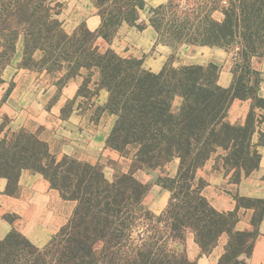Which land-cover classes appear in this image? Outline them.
Here are the masks:
<instances>
[{
  "label": "rangeland",
  "instance_id": "rangeland-1",
  "mask_svg": "<svg viewBox=\"0 0 264 264\" xmlns=\"http://www.w3.org/2000/svg\"><path fill=\"white\" fill-rule=\"evenodd\" d=\"M88 1L101 18L96 31L70 22L86 1L0 0V177L14 185L25 170L40 174L66 217L41 249L13 231L8 244L0 241V264H196L188 240L209 256L225 234L219 264H247L252 238L230 235L236 217H219L203 194L211 174L236 186L258 164L264 0ZM215 35L226 42L183 39ZM197 66L204 69L182 70ZM207 81L229 88L225 108L201 103ZM74 83L79 89L67 101ZM240 101L252 105L244 125L231 117ZM107 122L113 126L96 161L60 152L77 133L90 141ZM174 137L180 149L168 144ZM152 204L164 211L155 215ZM240 205L264 212L258 201Z\"/></svg>",
  "mask_w": 264,
  "mask_h": 264
},
{
  "label": "crops",
  "instance_id": "crops-1",
  "mask_svg": "<svg viewBox=\"0 0 264 264\" xmlns=\"http://www.w3.org/2000/svg\"><path fill=\"white\" fill-rule=\"evenodd\" d=\"M82 1L87 2L86 7L82 6V11L76 12L70 22L71 24L84 22L90 30L96 31L100 26L101 18L88 0H81V3ZM153 1L159 4L162 0ZM64 3L67 2L64 1ZM222 78H224L225 84L220 82V85L226 87L231 84L232 78L229 73L225 72ZM78 87L79 83H74L64 90L71 95L66 98L67 101L75 98ZM258 97L264 100V82L259 88ZM237 103L233 107L231 117L234 122L239 121L244 125L248 121L252 105L242 101ZM112 126V122H107L105 128L103 127L90 135V141L85 138L89 136L87 133H77L73 139L75 142H71L70 145H62L60 152L66 153V150H69V154L77 153L79 158L86 162L96 161L103 151L105 140ZM255 126L253 142L260 155L259 167L251 175L244 176L236 186L230 184L227 178L220 173L211 174L203 196L216 213L236 217L237 222L232 229L234 233L247 234L252 238L250 243L252 252L243 260L247 264H264V212L259 215L256 209L244 208L240 205V200L264 203V107L256 108ZM63 133L73 136L72 132ZM178 166V162H174L168 168L167 172L171 179L176 177ZM64 207L65 203L60 195L40 174L25 170L14 185L11 179L1 176L0 241L5 240L13 231H18L34 247L40 249L46 247L66 221L63 211H59ZM152 209L157 216L164 211V209L157 210V206L154 204H152ZM258 217L260 222L257 224L255 222ZM229 242V235H223L209 256H204L191 239L188 240L185 247L188 249V257L192 262L219 264L227 251ZM185 247L183 248L186 249Z\"/></svg>",
  "mask_w": 264,
  "mask_h": 264
},
{
  "label": "trees",
  "instance_id": "trees-1",
  "mask_svg": "<svg viewBox=\"0 0 264 264\" xmlns=\"http://www.w3.org/2000/svg\"><path fill=\"white\" fill-rule=\"evenodd\" d=\"M164 8H160L159 9V11H157L156 13H158V12H160L161 10H163ZM136 20V19H135ZM183 39H187L189 42H191V43H201V44H205V43H208V44H211V45H223L226 41L224 40L225 39V37H222V36H220V35H215L214 36V38H212L211 40H204V39H201V40H198V39H196V38H183ZM248 49V47L244 44V48H243V52H244V54H245V51ZM249 50V49H248ZM194 68H197L198 69V71H200L201 69H204L203 67H200V66H197V67H185V68H183L182 70L184 71V72H186L187 70H194ZM136 74V76L137 77H139L140 78V76H143L144 75V71L142 70V69H138V71H137V73H135ZM183 74V73H182ZM160 76H162V77H164L165 76V74L164 73H162V74H160ZM195 81V80H194ZM197 84H199L198 82H197ZM200 84H202V83H200ZM199 84V85H200ZM198 92H200V94H204L206 97H207V99L205 100V102H201V103H203V104H205V106H206V108L208 109V110H211L212 108H211V106H213V108L217 111V110H221V109H223V108H225V105H226V101L228 102V98H230L229 97V88H223V87H221L220 85H218L217 84V82L215 81V82H210V81H207V82H205L204 84H203V86H199V89H198ZM161 95L160 94H157V97L159 98ZM155 95L154 96H152V98H157ZM235 99H236V97H235ZM203 112L204 113H207V115H210V113L209 112H205L204 111V109H203ZM194 114H195V112H194ZM204 119V117H201V119H200V121H202ZM204 127V124L202 125V124H196V123H194L193 124V128H195V129H197V130H199L200 128L202 129ZM199 132V131H198ZM166 139V138H165ZM171 139V138H170ZM169 139V140H170ZM167 140V139H166ZM167 140V142H168V144H170V146H172L171 145V142L172 143H174V144H176L177 146H175V147H179V149H180V145H181V140L180 139H178V138H176V137H174V139H172V140ZM190 145V144H189ZM257 156H258V164H257V166L256 167H254L252 170H248V172H247V176H249L252 172H254L258 167H259V162H260V155L258 154V152H257ZM239 182H240V180L236 183V185L237 184H239ZM260 203H263V202H260ZM219 217L220 216H224V217H226V216H228V215H218ZM227 218V217H226ZM237 221H235V223H236ZM235 223H234V225H233V228H234V226H235ZM232 228V229H233ZM230 235H236V236H244V235H247V234H238V233H234L233 232V230L231 231V232H228ZM249 236V235H248ZM3 243H4V245H6V244H8L9 243V236L5 239V240H3ZM1 245H3V244H1ZM246 245H249L250 246V242H247V244ZM245 245V246H246ZM53 245H50L47 249H45V251H43L44 253H48L49 251H50V249H51V247H52ZM42 252V253H43ZM251 252H252V248H251V246L249 247V252L248 253H246V254H248V256L251 254ZM37 253H40V251H38ZM42 253H40V254H42ZM243 255V254H242Z\"/></svg>",
  "mask_w": 264,
  "mask_h": 264
}]
</instances>
